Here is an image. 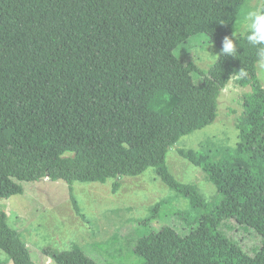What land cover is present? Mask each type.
Wrapping results in <instances>:
<instances>
[{"label": "trees", "instance_id": "trees-1", "mask_svg": "<svg viewBox=\"0 0 264 264\" xmlns=\"http://www.w3.org/2000/svg\"><path fill=\"white\" fill-rule=\"evenodd\" d=\"M242 5L0 0V201L21 195L22 182L64 181L71 191L74 183L136 177L153 168L202 213L188 233L164 227L138 239L132 252L139 264H264V88L256 72L264 60L261 46L241 37L236 57L221 55L203 73L190 64L178 67L163 41L180 24L199 21L213 27L222 47ZM230 82L251 89L242 98L235 148L218 160L202 151L178 154L249 214L262 240L252 256L230 237L232 215L177 182L165 161L182 137L214 123ZM163 204L151 209L149 220ZM6 221L0 210V250L6 255L0 264H35ZM43 255L54 264H97L76 248Z\"/></svg>", "mask_w": 264, "mask_h": 264}, {"label": "rangeland", "instance_id": "rangeland-1", "mask_svg": "<svg viewBox=\"0 0 264 264\" xmlns=\"http://www.w3.org/2000/svg\"><path fill=\"white\" fill-rule=\"evenodd\" d=\"M262 1L243 0L238 20L242 22L247 12L260 7ZM163 41L180 68L190 64L207 73L221 57L218 54L222 47L210 24L185 22L166 34ZM206 48L215 57L211 63L200 59L199 50ZM256 72L264 88V60L257 64ZM201 79L196 75L193 78L196 85L201 84ZM250 92V87L239 88L230 82L218 99L214 123L182 137L168 150L165 161L177 182L192 186L207 204L220 205L232 215L235 220L231 222L234 231L230 237L245 254L252 256L262 240L254 231L249 214L218 192L201 169L178 154L179 150L202 151L218 160L225 151H232L238 142L235 124L242 115V98ZM20 185L23 193L1 200L0 210L6 213L7 225L19 234L35 264H54L43 255L46 249L61 252L73 248L97 264H139L132 252L138 239L164 227L188 233L202 213L201 208L191 206L189 197H179L166 187L153 168L136 177L74 183L71 191L64 181L45 179ZM71 197L80 216L74 211ZM162 201L156 218L149 220L151 209ZM5 260V253L0 250V262Z\"/></svg>", "mask_w": 264, "mask_h": 264}, {"label": "clouds", "instance_id": "clouds-1", "mask_svg": "<svg viewBox=\"0 0 264 264\" xmlns=\"http://www.w3.org/2000/svg\"><path fill=\"white\" fill-rule=\"evenodd\" d=\"M241 37L251 46L260 45V53L264 55V4L256 9L249 10L242 22L238 20L236 30L232 32L231 36L223 38L221 53L218 55L236 57L238 54V41ZM203 39L206 40L207 38ZM208 49L199 50L202 62L211 63L215 59Z\"/></svg>", "mask_w": 264, "mask_h": 264}]
</instances>
